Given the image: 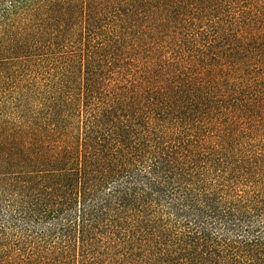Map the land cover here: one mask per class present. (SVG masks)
Returning a JSON list of instances; mask_svg holds the SVG:
<instances>
[{
	"label": "trees",
	"instance_id": "1",
	"mask_svg": "<svg viewBox=\"0 0 264 264\" xmlns=\"http://www.w3.org/2000/svg\"><path fill=\"white\" fill-rule=\"evenodd\" d=\"M0 264H264V0H0Z\"/></svg>",
	"mask_w": 264,
	"mask_h": 264
}]
</instances>
